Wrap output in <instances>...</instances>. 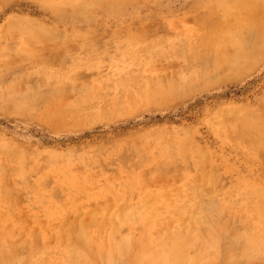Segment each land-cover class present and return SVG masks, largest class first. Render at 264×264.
Masks as SVG:
<instances>
[{"label":"rangeland","instance_id":"1","mask_svg":"<svg viewBox=\"0 0 264 264\" xmlns=\"http://www.w3.org/2000/svg\"><path fill=\"white\" fill-rule=\"evenodd\" d=\"M48 1L50 0H0V97H2L0 99V255H4L3 257L0 256V263L10 264V260L14 257L11 260L13 264L15 263L14 259L16 260L15 264L21 262V264H26V262L28 264H74V262L75 264H86L85 262H91V259L94 264H106V260L102 256L104 251L102 249L104 247L102 237H106L104 241H106L105 245H108L111 240H117L116 242H118L119 238L121 239L123 236L125 239L128 238L127 241L130 240V244H128L127 255L124 253L127 251L124 250L123 252L125 258H123V255L121 256L126 262L120 261V258L117 259V264H169V261L170 264H185L184 258H182L184 261H181L180 255L183 253L181 250L189 252L192 250L191 247H193V252L191 251L189 254L194 253L197 258L194 254L191 255L194 256V259L190 258L188 252H185L188 255L186 260L189 264H191V259L194 260L193 262L197 259V262L192 264L264 263V248H261V246H264V237L261 236L264 227L260 220L250 218L254 209L251 207V210H249L251 201L260 203L264 199V132L262 130V128L264 129V47H262L264 45V32H262L264 27L261 26L262 30L260 28V25L263 24L264 0H256V3L252 2V4H257V7H259L258 11L255 10L256 12H254L256 6L253 5V8H251L253 13H245L251 7V4L249 8H244L245 12L244 10L238 12L241 13V16L238 13L236 14L237 11H234L238 18V20L231 19L234 25L236 23L241 25L243 22V25L246 26L248 25L245 24L246 19L249 20L252 15L255 18H251L252 22L255 23H250L251 19L246 20L252 28L254 27L252 25L255 24V29L248 26V29L244 28L246 31L242 32V25L236 26V28L242 27L236 29L237 33H235L236 30L233 31V28H235L233 24L229 26V20L230 17L237 19L236 16H232L235 9L232 12L230 11L231 8L236 7L234 4L238 0H231L232 3L230 0L229 2L225 1V3L219 0L218 6L221 7L220 3L222 2V5L225 4L224 9L217 6V2H214L216 0H212V2L207 0L208 3H206V0H202V2H200L201 0H97L99 3L96 0L94 2L93 0H87L88 2H85L86 0H74V2L73 0H70L71 2L69 0H63L64 2L54 0L55 5L51 4L53 1H50V3ZM226 2L234 5V7ZM210 3L212 5L214 3V6L219 10L216 7L212 9ZM229 6L230 9L227 10ZM237 7L240 6L237 5ZM225 8L227 9L225 10ZM221 10H223V13ZM222 15L227 16L226 20L224 18L225 22L223 18L220 19V16L224 17ZM246 16H249V18ZM240 17L242 19L246 18L242 20ZM214 22H217L214 25L224 24L223 26L226 25L231 28L225 26L227 29L224 31L225 28L222 26L224 29L222 28L223 31L219 32L221 36L217 37V30L215 31V29L219 28L221 30V28L218 25L215 28L212 25ZM250 29L254 31L252 35H250L252 32ZM226 32L230 33L227 34L228 37L225 35ZM245 32L248 33L246 36ZM223 35L228 39L233 38L234 35L235 42L233 39H231L233 42L227 39L229 43L232 42L229 45ZM248 35L251 40L254 36V40L250 41ZM222 37L225 41H223V44H227L228 47L222 43L220 44L221 41L219 40H222ZM214 38H217V40L215 39L217 42L212 41ZM246 40L249 43L245 42ZM210 41L212 44L209 43ZM243 41L245 44L242 43ZM250 42L253 44H250ZM246 43L248 45L246 48H250L249 46L252 47L256 43L252 49L257 51L251 49L246 51L244 47V52H247L245 54L251 52L248 56L240 51L244 56L242 57L238 47L241 49ZM237 45L238 47H236ZM222 47L224 52L228 48L226 53H223ZM235 47L237 49L234 52ZM221 51L223 54L220 53ZM231 52L234 53L232 57L229 56ZM252 52V55L256 54V57L251 56ZM239 54L242 58L239 57ZM228 57L229 59L231 57L232 61H229ZM238 59L240 61L243 59V61L239 64ZM234 64L240 66V70L245 69L243 67L245 64L249 65L250 67L247 68L250 69L240 71L238 66L236 68ZM232 73L233 75L227 76ZM185 79H187L186 81L192 79V82H185ZM184 85L186 86L184 87ZM151 86H153L155 92L156 89L160 91L164 87L170 91L171 87L170 92L173 91L176 94L173 95V93L167 91V93L161 94V92V95L159 93L157 95L153 90H148ZM159 86H161L160 90ZM173 88L175 89L173 90ZM178 91L179 93H177ZM33 92H37V94ZM168 93L171 99H169L170 97H167L169 100L166 97L164 99L163 97ZM30 94H36V97ZM84 94L87 97H83ZM154 96L159 99L162 96L163 100L156 101V98L153 99ZM28 97L36 98L34 99L35 102ZM132 97L133 100L136 99L139 102L137 105L133 101V105L136 104L135 107L132 105L133 102L129 101ZM27 99L30 101L25 102ZM86 99L89 100L86 101ZM22 100L24 102L19 103ZM61 100H63L62 103H66L64 104L65 107ZM54 102L59 106L62 104L63 109L55 106ZM17 103H19L20 108L22 107L21 109L18 108V105L15 106ZM25 104L28 105V108H24ZM52 104H55L53 107H56L57 112ZM67 104L70 105V109ZM76 106L79 107V110L76 109ZM247 106L253 109V112ZM48 107L50 111H48ZM245 107L249 111H245ZM71 108L75 111H71ZM59 109L64 112V109H66L68 114L70 112L69 116L63 113L67 122L63 120V115L61 117L62 112ZM91 111L93 112L91 113ZM254 111H256L257 117L258 113H262V118L260 119L259 115V119H255ZM76 112L80 115H77ZM108 112L113 116L110 113L109 115ZM122 112L123 115H121ZM44 113H51L53 117H51V114L46 117ZM57 113L60 117H57ZM221 113H231V118L224 114L222 116ZM73 114L74 117H78L74 118ZM217 115L218 117H216ZM85 116H87V119H85ZM68 117L72 118L73 123L75 119V123L73 124ZM58 118H62L61 122L57 121ZM242 118H245L246 122L241 120ZM76 119L79 120L78 123H76ZM213 119L216 122L215 120L213 122ZM81 120L86 122L83 121L80 124ZM217 122L220 124H217ZM221 122L222 127H224L222 131L219 129V127L222 129ZM255 122L257 124H254ZM243 125L249 127L246 128ZM227 129L229 130L227 131ZM249 129L250 131H247ZM234 130H236V133ZM187 137L190 139L188 138L186 142ZM154 138L156 140L161 138L160 141L157 140L158 142L162 141L161 144L156 143ZM190 142L191 147L189 146ZM162 144L165 146H161ZM179 146L181 147L179 148ZM200 147L205 152H201ZM21 156L25 157L21 158ZM88 176L93 177L95 180L98 179V181L90 177L88 179ZM93 180L95 183H93ZM186 182L188 184L193 182L191 184L193 187H190L191 185L189 186ZM237 183L241 186L240 188ZM93 186L96 187L93 188ZM112 189L113 191H111ZM249 189L256 192V194L251 193ZM122 190L123 192L126 191V194ZM199 190H202L203 193ZM190 191L193 192L191 193L193 195L196 192L203 195L197 194L198 197L193 198L196 195L190 197ZM154 193V196L151 195ZM229 194H232V196ZM125 196L126 200L128 199L126 202L124 201ZM105 198L107 201H105ZM101 199L104 201L99 203L98 201ZM199 199L202 202L196 201ZM232 199H234V202ZM131 201H134V205ZM195 201L199 206L194 205ZM216 201L218 204L215 203ZM98 203L100 205L104 204L102 205L104 208L100 210ZM167 203L171 209L167 206ZM209 204L215 206L214 209ZM137 205H141L138 206L140 209ZM226 205L227 209L225 208ZM240 205L242 206L238 209ZM193 207L195 209H192ZM124 209L127 213H124ZM133 209H137L136 212L133 211V214L136 213L135 217L131 211ZM121 210L125 214H121V216H127L131 211L132 216L129 215L131 216L129 217L131 223L128 221L129 224L123 223V221L126 222L125 220L129 219L128 217L119 216L120 214L118 215ZM186 210L199 211H192V213L190 211L188 214ZM216 210L219 214L215 212ZM106 211L107 215L104 216ZM113 211H115L114 216L116 215L115 217L112 215L113 219L116 218L119 221L113 220L112 225L114 226L110 225L111 222L107 219L113 214ZM241 211L244 213H241ZM178 212L182 213L179 214ZM198 212H201L200 220L196 219L199 216L197 215ZM211 212L214 214L213 216ZM193 213L195 214L192 215ZM245 217H247V221H245ZM168 219L172 220L171 224ZM194 219L196 222H193ZM249 219L251 220L248 221ZM165 220L166 223L163 224ZM136 221H139L140 225H137ZM105 222L108 223H106L107 226L109 225V227L106 226V231H104L106 229ZM179 222L182 226L179 225ZM224 222L228 223V230L225 229L226 224L222 225ZM115 223L117 225L121 223L123 228L121 225V229L118 228L119 226H115ZM174 223H176L175 226ZM198 223L200 226L197 228ZM192 224H196V226ZM163 225H166V228ZM211 225L218 230L219 235L216 234ZM111 226L114 230L117 228L115 231L119 230L115 232L111 229L113 232L111 233ZM161 226L162 228H159ZM246 226L250 230L245 229ZM98 230L103 232L101 233ZM152 230L157 231L152 232ZM166 230V233L169 230L171 235L176 234L178 230L182 231L180 233V235L183 233L182 236L186 232L185 234L194 237L190 242H187L190 243L187 245L189 248H184V240H182L183 245L177 243L176 245L179 246L177 249L179 248L178 250L181 252L176 253L177 249L174 248L176 250L168 257L169 260L162 254L164 249L171 245L169 242L172 243L173 240L174 243L178 232L176 236L174 235L175 239L172 236L170 237L171 240L168 238L170 235L165 234ZM222 230L226 234L223 235L225 238L220 239V236L223 237ZM245 230L250 231L249 235L244 233ZM253 230L257 231L256 234L258 237L260 236V240L262 238L263 242H257L259 239L257 237L256 240L253 237L252 234L255 233ZM159 231L162 236L157 235L160 234L157 233ZM205 231L219 236V244L217 237H214L215 235L210 236L214 239L213 241ZM191 232L194 233L191 234ZM114 233L115 236H113L117 239L112 238ZM145 235L148 237V241H146L147 238L146 240L143 238ZM180 235H178V239L187 237V235H184L183 238H180ZM206 235L213 242L208 240L206 243L203 240ZM157 236H160L158 239H161L159 240L161 243L158 242V245V239L155 238ZM164 236L167 238L163 241ZM124 237L123 240H125ZM168 239L171 241L168 242ZM90 241L93 242V245ZM141 243L150 249L149 252L154 249L153 254L150 252L153 257L151 255V257L144 256L142 247L139 246ZM236 243L239 244L240 249L235 247L237 246ZM245 243H247V246ZM249 243H253V246H250ZM94 247L95 251H93ZM154 247H159L156 248V253ZM253 247L256 249L255 251L258 248L260 249L258 252H253L251 249ZM160 248L161 253L159 252ZM219 248H221V252ZM74 249L79 250V253ZM139 249L142 251H140V255L145 259L139 257ZM73 250L78 254L73 252L71 256L70 251ZM246 250L248 253H245ZM100 251L102 252L101 255ZM252 252L251 256H247ZM64 253L68 256H64ZM233 253H235V256ZM259 253L262 255H259ZM154 254L157 257H154ZM227 254L232 256L228 255L227 257ZM178 256L180 257L177 258ZM16 257L21 259L20 262ZM72 257L74 260H72ZM233 257H236L237 261H233ZM26 258L27 260H25ZM157 258H159V261H157ZM6 259H9L8 262H6ZM28 259H31V262ZM139 259L143 261L140 262ZM163 259H166L165 262H163ZM177 260L181 262L178 263Z\"/></svg>","mask_w":264,"mask_h":264},{"label":"bare ground","instance_id":"2","mask_svg":"<svg viewBox=\"0 0 264 264\" xmlns=\"http://www.w3.org/2000/svg\"><path fill=\"white\" fill-rule=\"evenodd\" d=\"M43 1H44V0H43ZM45 1H46V0H45ZM50 1H53V3H51V4H54V3H55L54 0H50ZM50 1H48V3H50ZM62 1H63V0H62ZM67 1H68V0H67ZM81 1H82V0H81ZM81 1H80V3H81ZM90 1H91V0H90ZM96 1H97V0H96ZM204 1H205V0H204ZM204 1H203V2H204ZM208 1H209V0H208ZM213 1H214V0H213ZM221 1H223L224 3H225V1H228V2H229V0H221ZM230 1H231V0H230ZM232 1H235V0H232ZM232 1H231V3H232ZM236 1H237V0H236ZM260 1H261V0H260ZM57 2H58V1H57ZM59 2H60V1H59ZM59 2H58V3H59ZM63 2H64V1H63ZM65 2H66V1H65ZM69 2H71V1L69 0ZM73 2H74V0H73ZM85 2H88V1L86 0ZM93 2H94V0H93ZM97 2H98V1H97ZM97 2H96V3H97ZM153 2H154V1H153ZM200 2H202V0H201ZM211 2H212V0H211ZM214 2H215V3L217 2V6L219 5V3H218L219 0H218V1L216 0V1H214ZM228 2H226V3L229 5L230 3H228ZM252 2H255V3H256V0H238L237 3H235L234 5H236V7H237V5H239L240 7H239V8L237 7V9H236V7H234V5H231V4H230L231 7H232V6L234 7V8H231V11H230V12H232L233 9H235V10H233V13H234V11H235V12L237 11L236 14H237L238 12H241V10H242V11L244 10V12H245V9H244V8H246V7L249 8V7L251 6L248 10L246 9L247 11H246L245 13H248V14L253 13V11H252L253 9L251 10V8H253V5H254V7H255V6L257 7V4H256V5H255V4H252ZM258 2H259V1H258ZM258 2H257V3H258ZM67 3H68V2H67ZM77 3H79V2H77ZM98 3H99V2H98ZM151 3H152V2H151ZM206 3H208L207 0H206ZM244 3H245L246 6L244 5ZM60 4H61V3H60ZM60 4L58 5V7L60 6ZM84 4H85V3H84ZM84 4H82L83 7H85ZM220 4H221V7H220V6H218V7L221 8V9H222V8L224 9V5H225V4L222 5V2H221ZM227 4H226V6L228 7ZM250 4H251V5H250ZM54 5H55V4H54ZM72 5H74V4L72 3ZM95 5H96V4H95ZM208 5H209V4H208ZM210 5H211L210 7H212V9H214V7H216V6H214V3H213V5L210 3ZM249 5H250V6H249ZM80 6H81V5H80ZM82 6H81V7H82ZM222 6H223V7H222ZM83 7H82V8H83ZM256 7H255V9H254V12L258 11V8H259V7H257V8H256ZM52 8H53V7H52ZM84 9H85V8H84ZM208 9H209V8H208ZM216 9H218V8L216 7ZM226 9H227V8H225V10H226ZM229 9H230V6H229V8H228L227 10H229ZM256 9H257V10H256ZM209 10H211V9H209ZM218 10H219V9H218ZM249 10H251V11H249ZM255 10H256V11H255ZM221 12L223 13V10H221ZM224 12H227V11H224ZM230 12L228 11L227 13H229V14H233V13H230ZM208 13H209V12H208ZM214 13H215V12H214ZM222 13H221V14H222ZM225 14H226V13H225ZM238 14H240V16H241V13H238ZM259 14H260V13H259ZM246 15H247V14H246ZM257 15H258V14H257ZM222 16H224V17H221V16H220V19L223 18V20H224V18H225V20H226V17H227V16H225V15H222ZM232 16H236V18H237V15H235V13H234V15H232ZM238 16H239V15H238ZM253 16H254V15H252L251 18H252ZM208 17H209V15H208ZM211 17H212V16H211ZM242 17H243V16H242ZM246 17H247V16H246ZM246 17H244L243 19L245 20ZM259 17H260V16H259ZM234 18H235V17H233V18L230 17V20H229L230 24H229V26H232L231 24H233V21H231V19H232V20H238V18H237V19H234ZM240 18H241V17H240ZM240 18H239V19H240ZM247 18H249V16H248ZM251 18H249V20H250ZM253 18H254V17H253ZM256 18H257V17H256ZM207 19H208V18H207ZM217 19H218V18H217ZM220 19H219V20H220ZM241 19H242V18H241ZM243 19H242V20H243ZM254 19H255V18H254ZM254 19H253V21H255ZM258 19H260V18H258ZM219 20H218V21H219ZM225 20H224V22H225ZM246 20H247V19H246ZM246 20H245V24H246V23L248 24V25H246L247 27H246L245 25H243V22L241 23V25H242V27H243V30H241L242 32H244V30H245L244 28H247V29H248V26H249V28H252V27H250V25H251L250 23H255V22H252V19L250 20V21H251L250 23L246 22ZM249 20H247V21H249ZM221 21H222V20H221ZM221 21H220V22H221ZM262 21H263V24H264V11H263V16H262ZM224 22H223V23H224ZM229 22H228V23H229ZM234 22H235V21H234ZM238 22H239V21H238ZM216 23H217V22H216ZM216 23L214 22L212 25H214V24H216ZM196 24H197V23H196ZM236 24H237V25H236ZM236 24H235V25L233 24V25L235 26V28L232 27L234 32H235L236 29L238 30V29L242 28V27L236 28V26H241L240 23H236ZM238 24H239V25H238ZM263 24L260 25V28H261V26L264 27ZM217 25H218V24H217ZM217 25H214L215 28H216ZM223 25H224V24H222V25H218V27L220 26L221 30H219V28L215 29V31L217 30V32H216L217 37H220V36H221V35H219V34L221 33V31H223L222 28H223V27L225 28V26H226V25H225V26H223ZM214 26H212V27H214ZM222 26H223V27H222ZM229 26H226V27L228 28ZM252 26L255 27V24H253ZM254 27H253V28H254ZM181 28H182V27H181ZM224 28H223V29H224ZM227 28H225L224 31H226ZM229 28H231V27H229ZM253 28H252V29H253ZM211 29H212V28H211ZM254 29H255V28H254ZM212 30H213V29H212ZM218 30H219V31H218ZM229 30L231 31L232 29H229ZM229 30H228V31H229ZM237 30H236L235 33H237ZM250 30H251V29H250ZM250 30H249V31H250ZM261 30H262V28H261ZM206 31H207V29H206ZM213 31H214V30H213ZM230 31H229V32H230ZM241 31L239 30V32H241ZM245 31H246V30H245ZM247 31H248V30H247ZM251 31H252V30H251ZM219 32H220V33H219ZM253 32H254V31H252L251 33L249 32L250 35H252ZM262 32H264V31H262ZM205 33H206V32H205ZM217 33H218V34H217ZM181 34H182V33H181ZM200 34H201V33H200ZM227 34H228V33L226 32L225 35H227ZM229 34H230V33H229ZM229 34H228V35H229ZM246 34H248V33L245 32V36H246ZM260 34H261V32H260ZM228 35H227V37H228ZM231 35H232V34H231ZM176 36H177V35H176ZM223 36H224V35H223ZM236 36H237V34H236ZM238 36H242V35H238ZM243 36H244V35H243ZM248 36H249V35H248ZM261 36H262V35H261ZM209 37H210V36H209ZM224 37H225V36H224ZM224 37H222V40H221V39H220V40L218 39L219 41H221L220 44H221V43L223 44V41H224L223 38H224ZM229 37H230V36H229ZM249 37H250V36H249ZM249 37H248V38H249ZM211 38H213V37H211ZM233 38H234V35H233ZM233 38L230 37V39H228V38L225 37V41H227V39H228V40H231V39H233ZM238 38H239V37H238ZM240 38H241V37H240ZM243 38H244V37H243ZM263 38H264V37H263ZM209 39H210V38H209ZM215 39L217 40V38H214L212 41H214ZM244 39H247V38L245 37ZM249 39H250V41H253V40H254V36H253V40H251V37H250ZM249 39H248V40H249ZM196 40H197V38H196ZM216 40H215V41H216ZM233 40H234V39H233ZM242 40H243V39H242ZM248 40H246L245 42H248ZM263 40H264V39H263ZM263 40H262V41H263ZM207 41H208V40H207ZM225 41H224V42H225ZM231 41H232V40H231ZM181 42H182V41H181ZM181 42H180V43H181ZM196 42H197V41H196ZM216 42H217V41H216ZM232 42H233V41H232ZM232 42L229 43V41H227L226 43H228L229 45H231ZM234 42H235V40H234ZM245 42L243 41L242 43L245 44ZM180 43H179V44H180ZM191 43H192V42H191ZM193 43H194V42H193ZM209 43L212 44L211 41H210ZM213 43H214V42H213ZM248 43H249V42H248ZM200 44H201V43H200ZM250 44H253V43L250 42ZM177 45H178V44H177ZM214 45H215V44H214ZM217 45H218V44H217ZM223 45L226 46L227 44H223ZM246 45H247V43H246ZM246 45H244L243 47H241V49H240V47H238V45H237L236 47H238V48L240 49V50L238 49L239 52H240V51H243V52H242L243 54H245V52L247 51V49H248V51H249V49H251V50H255V49H252V47H253L254 45H256V43H255L252 47L249 46L250 48H246V47H248V45H247V46H246ZM179 46H180V45H179ZM220 46H221V45H220ZM190 47H191V46H190ZM207 47H208V46H207ZM207 47H206V48H207ZM215 47H217V46H215ZM223 47H224V46H223ZM223 47H222V48H223ZM226 47H228V46H226ZM226 47H225V48H226ZM232 47H234V45H232ZM236 47H235V49H234V52H235V50L237 49ZM244 47L246 48V51H245V52H244V50H245ZM260 47H261V45H260ZM262 47H264V45H263ZM191 48H192V47H191ZM184 49H185V47H184ZM227 49H228V48H226V50H227ZM232 49H233V48H232ZM243 49H244V50H243ZM263 49H264V48H263ZM140 50H141V49H140ZM192 50H194V49H192ZM223 50H224V48L222 49V51H223ZM226 50H225V52L223 51V53H226ZM222 51H221L220 53H222ZM231 51H232V50H231ZM255 51H257V50H255ZM229 52H230V51H229ZM232 52H233V51H232ZM232 52H231V55H230V53H229V56H231V57H232V55H234V53H232ZM250 52H251V51H250ZM250 52H249V53H250ZM261 52H262V51H261ZM223 53H222V54H223ZM240 53H241V52H240ZM242 53H241V54H242ZM246 53H247V52H246ZM249 53H248V54H245V55H248V56H249V55H250ZM263 53H264V51H263ZM137 54H138V53H137ZM236 54H237V53H236ZM236 54H235V55H236ZM243 54H242V57H244ZM252 54H253V52L251 53V56H252V57H254V56L256 57V54H255V53H254V54H255L254 56H253ZM227 55H228V54H227ZM222 56H223V55H222ZM222 56H221V57H222ZM223 57H224V56H223ZM226 57H227V56H226ZM226 57H225V58H226ZM231 57H230V59H229V57H228V60H229V61L231 60ZM237 57H238V54H237ZM237 57H236V58H237ZM239 57L242 58V57L240 56V54H239ZM245 57H246V56H245ZM259 57H260V55H259ZM219 59H220V58H219ZM243 59H246V58H243ZM243 59H242V61H243ZM224 60H226V59H224ZM228 60H226V61L228 62ZM233 60H234V58H233ZM238 60H239V59H238ZM246 60H247V59H246ZM246 60H245V61H246ZM251 60H252V59H251ZM226 61H225V62H226ZM231 61H232V60H231ZM236 61H237V60H236ZM236 61H235V62H236ZM242 61L239 60V64H240V62H242ZM218 63H219V62H218ZM230 63H231V62H230ZM230 63H229V64H230ZM246 63H247V62H246ZM229 64H228V65H229ZM234 65H235V64H234ZM229 66H230V65H229ZM237 66H238V65H235L236 68H237ZM248 66H249V65H246V64L243 65V67H245V69H250V68H247ZM233 67H234V66H233ZM235 67H234V68H235ZM243 67L241 66V68H243ZM249 67H250V66H249ZM222 68H223V67H222ZM222 68H221V69H222ZM228 68H229V67H228ZM238 68H239V70H240V66H238ZM245 69H243V70L241 69L240 71H244ZM217 70H218V69H217ZM233 70H234V69H233ZM213 71H214V70H213ZM221 71H222V70H221ZM217 73H218V72H217ZM224 73H225V71H224ZM229 75H233V73H232V74H228L227 76H229ZM191 76H192V75H191ZM186 80H187V79H185V82H188V83L192 82V79H191V80H188V81H186ZM181 84H182V83H181ZM184 84H185V83H184ZM204 84H205V83H204ZM161 85H163V84H161ZM167 85H168V84H167ZM169 85H170V83H169ZM171 85H172V84H171ZM200 85H201V84H200ZM149 86H150V85H149ZM165 86H166V85H165ZM175 86H176V85H175ZM182 86H183V84H182ZM185 86H186V85H184V87H185ZM144 87H145V86H144ZM152 87H153V86H151V88L149 87L150 89L148 88V90H150V91L153 90V91H154V89H153ZM166 87H167V86H166ZM169 87H170V86H169ZM169 87H168V88H169ZM172 87H173V86H172ZM176 87L178 88V86H176ZM155 88H157V87H155ZM158 88H159V90H160V89H161V86H159ZM168 88H167V89H168ZM198 88H200V87H198ZM174 89H175V88H173V90H174ZM13 90H15V89H13ZM156 90H157V91H156V92L154 91V92L157 93V95H158V93L160 94V93L162 92L161 94H164V93H167V91H168V90L165 89V87H164V89H161L160 91H158V89H156ZM169 90L171 91V87H170ZM181 90H183V89H181ZM82 91H83V90H82ZM139 91H140V90H139ZM139 91H138V92H139ZM143 91H145V90H143ZM153 91H152V93H153ZM170 91H168V92L172 94L173 91H172V92H170ZM175 91H177V90H175ZM13 92H15V91H13ZM180 92H182V91H180ZM33 93H36V94H37V92H33ZM79 93H80V92H79ZM79 93H78V95H79ZM148 93H149V92H148ZM150 93H151V92H150ZM155 93H154V94H155ZM169 93H168V95L165 94V96H164L163 98L165 99V97H166V98H167V97H170L169 99H171V96L169 95ZM177 93H179V91H178ZM36 94H34V95H31V94H30V95L33 96V97H36V96H35ZM91 94H92V93H91ZM91 94H90V95H91ZM137 94H138V93H137ZM140 94H141V91H140ZM142 94H143V93H142ZM144 94H145V93H144ZM144 94H143V95H144ZM161 94H160V95H161ZM175 94H176V93H175ZM175 94L173 93V95H175ZM78 95H77V96H78ZM90 95H88V96H90ZM157 95L155 94V96H157ZM160 95H159V97H160ZM77 96H76V97H77ZM84 96H86V95L84 94L83 97H84ZM97 96H98V94H97ZM149 96L151 97V95H149ZM155 96H154L153 99L156 98V101H160V99H161V101L163 100V99H162V96H161L160 99L157 98L158 96H157V97H155ZM33 97H28V98H30V99L32 98V101L35 102L34 99H36V98H33ZM57 97H58V96H57ZM79 97H81V96H79ZM86 97H87V96H86ZM86 97H85V98H86ZM150 97H149V98H150ZM172 97H173V96H172ZM174 97H175V96H174ZM174 97H173V98H174ZM178 97H179V96H178ZM1 98H2V97H0V99H1ZM58 98H59V97H58ZM58 98L56 99V101L58 100ZM89 98H90V97H89ZM93 98H94V97H93ZM134 98H135V97H134ZM94 99H95V98H94ZM127 99H128V98H127ZM141 99H142V98H141ZM150 99H151V98H150ZM150 99H149V100H150ZM157 99H158V100H157ZM169 99L167 98V100H169ZM5 100H6V99H5ZM88 100H89V99H88ZM88 100L86 99V101H88ZM137 100H138V99H137ZM167 100H166V101H167ZM2 101H3V99H2ZM29 101H30V100L27 99V101H25V102H29ZM76 101H77V100H76ZM94 101H95V100H94ZM98 101H99V100H98ZM98 101H96V102H98ZM121 101H122V99H121ZM129 101H130L131 103L134 101V102H136L137 105L139 104V102H137L136 99L133 100V97H132V99L129 100ZM142 101H143V100H142ZM151 101H152V99H151ZM5 102H8V101H5ZM20 102H24V100L19 101V103H20ZM33 102H32V103H33ZM62 102H63V100H61V103H62ZM89 102H90V101H89ZM134 102L132 103V105L134 104ZM1 103H2V102H1ZM19 103L15 104V106L18 105V108L21 109L22 107L20 108ZM52 103H53V102H52ZM54 103H55V102H54ZM61 103H60V104H61ZM67 103H68V102H67ZM73 103H74V102H73ZM141 103H142V102H141ZM150 103H151V102H150ZM50 104H51V103H50ZM55 104H56V103H55ZM55 104H52V107H53V105H55ZM62 104H63V106L65 107L64 104H66V103L64 102V103H62ZM62 104H61L60 106L56 104L55 106L61 107ZM136 104H135V106H136ZM22 105H23V103H22ZM22 105H21V106H22ZM33 105H34V103H33ZM67 105H68V108L70 109V107H69L70 105H69V104H67ZM67 105H66V106H67ZM71 105H73V104H71ZM74 105H75V104H74ZM86 105H87V104H86ZM118 105H119V104H118ZM118 105H117V106H118ZM130 105H131V104H130ZM48 106H51V105H48ZM55 106L53 107L54 109L56 108ZM105 106H106V105H105ZM119 106H120V105H119ZM133 106H134V105H133ZM135 106H134V107H135ZM140 106H141V105H140ZM149 106H150V105H149ZM5 107H6V106H5ZM52 107H51V108H52ZM58 107H57V109H58ZM76 107H77V106H76ZM76 107H74V108H76ZM92 107H93V105H92ZM92 107H91V108H92ZM94 107H95V106H94ZM96 107H97V106H96ZM106 107H107V106H106ZM122 107H123V106H122ZM131 107H132V106H131ZM134 107H132V108L134 109ZM233 107H234V106H233ZM247 107H249V106H247ZM1 108H2V107H1ZM24 108H28V105L25 104ZM24 108H23V109H24ZM48 108H49V107H48ZM74 108H73V109H74ZM78 108H79V107H77L76 109H78ZM120 108H121V107H120ZM229 108H230V107H229ZM238 108H239V107H238ZM249 108H250V107H249ZM29 109H31V108H29ZM61 109H63V107H61ZM133 109H132V110H133ZM224 109H225V107H224ZM243 109H244V108H243ZM250 109H251V108H250ZM11 110H13V109H11ZM59 110H60V109H59ZM64 110H65V112H64L63 110H60V111L62 112V114L60 113V114H61V117H62L63 113H65V115L67 114V116H69L70 112H69V114H68V113H66V109H64ZM67 110H68V109H67ZM78 110H79V109H78ZM86 110H87V109H86ZM122 110H124V109H122ZM218 110H219V109H218ZM226 110H227V108H226ZM233 110H234V109H233ZM233 110H232V112H233ZM236 110H237V109H236ZM252 110H253V109H251L250 111L253 112ZM256 110L258 111L259 109H256ZM22 111H23V110H22ZM44 111H46V110H44ZM48 111H50V108H49ZM48 111H46V112H48ZM55 111H56V109H55ZM60 111H58V112H60ZM71 111H75V110H72V108H71ZM109 111H111V110L109 109ZM120 111H121V109H120ZM221 111H223V112L225 113L224 110L221 109ZM229 111H230V110H229ZM245 111H249L248 108L246 109V107H245ZM245 111H242V112H245ZM9 112H10V111H9ZM56 112H57V111H56ZM56 112H55V113H56ZM67 112H68V111H67ZM81 112H82V111H81ZM81 112H80V113H81ZM92 112H93V111H91V113H92ZM103 112H104V111H103ZM123 112H124V111H123ZM123 112L121 113V115H123ZM215 112H216V111H215ZM19 113H20V112H19ZM26 113H27V112H26ZM71 113H72V112H71ZM101 113H102V112H101ZM104 113H107V112L105 111ZM109 113H110V112H108V114H109ZM224 113H221L220 115H222V114H224ZM238 113H240V112H238ZM255 113H256V111H254V115L256 116ZM28 114H29V113H28ZM44 114H45V113H44ZM48 114H49V116H50L51 113H48ZM48 114H45L46 117H48V116H47ZM76 114L78 115L79 113L76 112ZM76 114H75V116H77ZM87 114H88V113H87ZM87 114H86V115H87ZM102 114H103V113H102ZM110 114H111V113H110ZM110 114H109V115H110ZM112 114H113V111H112ZM112 114H111V116H113ZM217 114H218V113H217ZM228 114H229V113H228ZM228 114H224V115H225V116H229V117L231 118V116H230L231 113H230L229 115H228ZM258 114L260 115V119H261V118H262V115H261L262 113H258ZM258 114H257V115H258ZM51 115H52V114H51ZM54 115H55V114H54ZM79 115H80V114H79ZM94 115H95V112H94ZM220 115H219V116H220ZM243 115L245 116V114H243ZM259 115H258V117L256 116L255 119H257V118L259 119ZM20 116H21V115H20ZM22 116H23V115H22ZM222 116H223V115H222ZM222 116H221V117H222ZM246 116H247V115H246ZM51 117H53V115H52ZM57 117H60L58 113H57ZM71 117H72V114H71ZM73 117H74V114H73ZM77 117H78V116H77ZM77 117H74V118H77ZM86 117H87V116H85V119H87ZM88 117H89V116H88ZM92 117H93V116H92ZM101 117H102V116H101ZM104 117H105V116H104ZM104 117H103V118H104ZM216 117H218V115H217ZM253 117H254V116H253ZM62 118H64V115H63ZM62 118H61V119H62ZM74 118H73V119H74ZM80 118H81V116H80ZM80 118H79V119H80ZM83 118H84V117H83ZM212 118H214V117H212ZM222 118H223V117H222ZM247 118H249V117H247ZM250 118H252V117H250ZM43 119H44V118H43ZM46 119H47V118H46ZM53 119H54V118H53ZM58 119H59V118H58ZM61 119H59V120H57V121H60V122H61ZM68 119L71 121L72 118H69V117H68ZM88 119H89V118H88ZM94 119H95V118H94ZM107 119H109V118L107 117ZM215 119H216V118H215ZM215 119H213V122H214ZM232 119H233V116H232ZM232 119H231V120H232ZM236 119H237V118H236ZM244 119H245V118H244ZM244 119L242 118L241 120H244ZM255 119L252 118V120H255ZM63 120H65V118H64ZM210 120H211V119H210ZM210 120H209V121H210ZM227 120H228V119H227ZM239 120H240V119H239ZM249 120H251V119H249ZM249 120H247V121H249ZM252 120H251V122L253 123ZM263 120H264V119H263ZM46 121H47V120H46ZM70 121H69V122H70ZM76 121H77V119H76ZM78 121H79V120H78ZM78 121H77L76 123H78ZM83 121L86 122L85 120H81V121H80V124H81ZM88 121H89V120H88ZM88 121H87V123H88ZM94 121H95V120H94ZM217 121H218V120H217ZM234 121H235V120H234ZM234 121H233V126L235 127V123H234ZM237 121H238V119H237ZM244 121H245V120H244ZM47 122H48V121H47ZM54 122H56V121H54ZM65 122H67V121L65 120ZM71 122H72V121H71ZM90 122H91V121H90ZM92 122H93V121H92ZM215 122H216V120H215ZM222 122H223V121H222ZM222 122H221V127H222ZM245 122H246V121H245ZM257 122H258V121H257ZM48 123H49V122H48ZM50 123H51V122H50ZM72 123H73V122H72ZM74 123H75V119H74ZM74 123H73V124H74ZM209 123H211V122H209ZM238 123H239V122H238ZM258 123L260 124V122H258ZM51 124H53V123H51ZM57 124H58V123H57ZM62 124H63V123H62ZM80 124H79V125H80ZM217 124H220V123L217 122ZM250 124H251V123H250ZM250 124H249V125H250ZM254 124H257V123L255 122ZM254 124H252V125L254 126ZM76 125H77V124H76ZM214 125H215V124H214ZM225 125H226V123H225ZM261 125H262V123H261ZM226 126H227V125H226ZM228 126H231V125H228ZM243 126L245 127L246 125H243ZM243 126H242V127H243ZM253 126H251V127L253 128ZM259 126H260V125H259ZM259 126H258V127H259ZM263 126H264V125H263ZM231 127H232V126H231ZM234 127H233V129H234ZM244 127H243V129H245ZM248 127H249V126H246V128H248ZM256 127H257V126H256ZM223 128H224V127H222V129H221V128L219 127V129H220L221 131L223 130ZM237 128H240V127H237ZM219 129H218V130H219ZM231 129H232V128H231ZM231 129H230V131H231ZM233 129H232V132H233ZM228 130H229V129H227V131H228ZM251 130H252V129H251ZM262 130H263V132H264V129H263V128H262ZM230 131H229V133H230ZM235 131H236V130H234V132H235ZM240 131H241V129H240ZM244 131H245V130H244ZM247 131H250V129L247 130ZM254 131H255V130H254ZM219 132H220V131H219ZM260 132H261V131H260ZM224 133H225V132H224ZM224 133H222V134H224ZM235 133H236V132H235ZM220 134H221V133H220ZM224 135H225V134H224ZM235 135H236V134H235ZM254 135H256V134H254ZM157 136L162 137V136H160V135H157ZM187 136H188V135H187ZM228 136H229V135H228ZM259 136H260V135H259ZM239 137H240V136H239ZM255 137H256V136H255ZM188 138H189V137L186 138V142H187V139H188ZM159 139H161V138H157V140H159ZM162 139H163V138H162ZM189 139H190V138H189ZM235 139H236V138H235ZM154 140L156 141V143L158 142L155 138H154ZM154 140H153V142H155ZM192 140H195V139H192ZM240 140H241V139H240ZM258 140H259V139H258ZM159 141H160V140H159ZM189 141H190V140H189ZM189 141H188V142H189ZM161 142H162V141H161ZM161 142H158V144H159V143L161 144ZM163 142H164V139H163ZM186 142H185V143H186ZM245 142H246V141H245ZM153 144L156 145L155 143H153ZM164 144H165V143H164ZM186 144L188 145V143H186ZM186 144H185V145H186ZM185 145H184V146H185ZM8 146H9V145H8ZM161 146H163V144H162ZM164 146H165V145H164ZM164 146H163V147H164ZM167 146H168V145H167ZM189 146L191 147V142L189 143ZM192 146H193V145H192ZM159 147H160V146H159ZM163 147H161V148H163ZM180 147H181V146H179V148H180ZM186 147H188V146H186ZM190 147H189V148H190ZM247 147H248V146H247ZM156 148H157V147H156ZM248 148H249V147H248ZM164 149H165V148H164ZM5 150H6V149H5ZM5 150H3V151H5ZM15 150H16V149H15ZM168 150H169V149H168ZM168 150H166V151L168 152ZM180 150H181V149H180ZM200 150H201V147H200ZM7 151H8V150H7ZM12 151H13V148H12ZM190 151H191V150H190ZM195 151H196V150H195ZM202 151L205 152V150H201V152H202ZM5 152H6V151H5ZM161 152H162V151H161ZM12 153H13V152H12ZM14 153L16 154V152H14ZM27 153H28V152H27ZM163 153H164V152H163ZM168 153H169V152H168ZM184 153H185V152H184ZM6 154H8V153H6ZM176 154H177V153H176ZM10 155H12V154H10ZM27 155H28V154H27ZM27 155H25V156H27ZM164 155H165V153H164ZM18 156H19V155H18ZM25 156H24V157H25ZM165 156H167V155H165ZM169 156H170V155H169ZM169 156H168V157H169ZM2 157H3V156H2ZM2 157H1V159H3ZM11 157H12V156H11ZM11 157H10V158H11ZM16 157H17V156H16ZM24 157L21 156V158H24ZM185 157H186V156H185ZM18 158H19V157H18ZM27 159H28V158H27ZM9 160H10V159H9ZM13 160L15 161V158H14ZM14 161H13V162H14ZM24 161H25V159H24ZM165 161H166V159H165ZM8 162H9V161H8ZM16 162H18V161H16ZM167 162H168V161H167ZM1 163H2V161H1ZM8 166H9V164H8ZM13 166H14V165H13ZM3 167H4V166H3ZM22 167H23V165H22ZM4 168H5V167H4ZM7 168H8V167H7ZM24 168H25V167H24ZM38 168H39V167H38ZM198 168H199V167H198ZM19 170H21V169H19ZM13 171H14V170H13ZM204 171H205V170H204ZM23 172H24V171H23ZM18 173H19V172H18ZM77 174H78V173H77ZM197 174H198V173H197ZM86 175H87V174L85 173V176H86ZM85 176H83V177H85ZM90 176H93V175H90ZM90 176H88V179H89ZM79 177H80V176H79ZM83 177H81V178L83 179ZM93 177H95V176H93ZM93 177H90V178H93ZM195 177H196V175H195ZM81 178H79V179H81ZM86 178H87V177H86ZM95 178H96V177H95ZM76 179H77V178H76ZM93 179H94V178H93ZM248 179H249V178H248ZM77 180H78V179H77ZM90 180H91V179H90ZM94 180H95V179H94ZM94 180H93V183H95ZM96 180L98 181V179H96ZM96 180H95V181H96ZM210 180H211V179H210ZM246 180H247V179H246ZM246 180H245V181H246ZM248 181H249V180H248ZM251 181H254V180H251ZM251 181H250V182H251ZM240 182H241V181H240ZM240 182H239V183H240ZM186 183L188 184V182H186ZM192 183H193V182H192ZM192 183L190 182V184H188V185L190 186ZM197 183H198V182H197ZM216 183H217V182H216ZM241 183H242V182H241ZM244 183H245V182H244ZM244 183H243V184H244ZM136 184H137V183H136ZM237 184H238V183H237ZM247 184H248V183H247ZM235 185H236V184H235ZM235 185H234V186H235ZM238 185H239V184H238ZM260 185H261V184H260ZM89 186H90V185H89ZM135 186H136V185H135ZM257 186H258V185H257ZM257 186H255V187L257 188ZM86 187H87V186H86ZM95 187H96V186H93V188H95ZM138 187H139V186H138ZM190 187H193V186L191 185ZM196 187H197V186H196ZM235 187H236V186H235ZM238 187L240 188L241 186L239 185ZM258 187H259V186H258ZM132 188H133V187H132ZM134 188H135V187H134ZM101 189H102V188H101ZM126 189H127V188H126ZM192 189H195V188H192ZM210 189H211V188H210ZM260 189H261V187H260ZM89 190H90V189H89ZM94 190H95V189H94ZM103 190H104V189H103ZM123 190H124V189H123ZM123 190H122V192H123ZM131 190H132V189H131ZM149 190H150V189H149ZM190 190H191V189H190ZM253 190H254V189H253ZM111 191H113V189H112ZM127 191H129V190L127 189ZM132 191H134V190H132ZM153 191H154V190H153ZM200 191L203 193L202 190H199V192H200ZM237 191H238V190H237ZM247 191H248V190H247ZM249 191H251V189H249ZM256 191H257V190H256ZM263 191H264V188H263ZM101 192H102V191H101ZM101 192H100V193H101ZM114 192H115V191H114ZM114 192H113V194H114ZM124 192H125V194H126V191H124ZM124 192H123V193H124ZM195 192H196V191H195ZM199 192H198V193H199ZM209 192H210V191H209ZM253 192H254V191H251V193H253ZM117 193H118V192H117ZM130 193H131V192H130ZM148 193H149V192H148ZM191 193H193V192H192V191L189 192L190 197H191V196H195V195H196V196L193 197V198L198 197V196H197V194H198L197 192H196V194L194 193L195 195H193V194H191ZM202 193H201V194H202ZM205 193H207V192H205ZM205 193H204V195H205ZM239 193H240V192H239ZM241 193H242V191H241ZM254 193L256 194V192H254ZM131 194H132V193H131ZM201 194H198V195L202 196L203 194H202V195H201ZM207 194H208V193H207ZM232 194H234V193L232 192ZM232 194H231V195L229 194V195L232 196ZM247 194H248V193H247ZM258 194H259V193H258ZM101 195H102V194H101ZM110 195H112V194H110ZM129 195H130V194H129ZM129 195H128V196H129ZM146 195H147V194H146ZM151 195L154 196L155 193H154V194H151ZM214 195H215V194H214ZM227 195H228V194H227ZM227 195H226V197H227ZM242 195H243V194H242ZM248 195H249V194H248ZM114 196H115V194H114ZM126 196H127V195H126ZM126 196H125V199H124L125 202L128 200V199L126 200ZM153 196H150V197H153ZM160 196H161V195H160ZM217 196H218V195H217ZM233 196H234V195H233ZM235 196H236V195H235ZM245 196H246V195H245ZM253 196H254V195H253ZM108 197H111V196H108ZM108 197H106V198H108ZM129 197H130V196H129ZM150 197H148V198H150ZM214 197H215V196H214ZM226 197H225V198H226ZM228 197H229V196H228ZM242 197H243V196H242ZM246 197H247V196H246ZM256 197H257V196H256ZM106 198H105V201H107ZM143 198H144V197H143ZM148 198H147V199H148ZM154 198H155V197H154ZM217 198H218V197H217ZM217 198H216V199H217ZM229 198H230V197H229ZM147 199H146V200H147ZM152 199H153V198H152ZM173 199H174V198H173ZM214 199H215V198H214ZM235 199H236V198H235ZM237 199H238V197H237ZM240 199H241V198H240ZM108 200H109V199H108ZM166 200H167V199H166ZM177 200H178V199H177ZM232 200H233V202H234V199H232ZM238 200H239V199H238ZM238 200H237V201H238ZM252 200H253V199H252ZM100 201H104V200L101 199V200H99L98 202L100 203ZM109 201H110V200H109ZM109 201H108V202H109ZM111 201H113V200H111ZM117 201H118V200H117ZM124 201H123V202H124ZM150 201H151V200H150ZM158 201H159V200H158ZM172 201H173V200H172ZM172 201H171V202H172ZM174 201H175V199H174ZM196 201H197V202H198V201L202 202L201 199L196 200ZM196 201H195V202H196ZM217 201H218V200H217ZM217 201H216L215 203H217ZM256 201H258V200H256ZM259 201H260V200H259ZM108 202H107V203H108ZM131 202H132V201H131ZM131 202H130V203L127 202V203H128V204H132V203H133V205H134V201H133L132 203H131ZM137 202H139V201H137ZM148 202H149V201H148ZM152 202H155V201H152ZM165 202H166V201H165ZM169 202H170V201H169ZM197 202H196L194 205H196ZM200 202H199V203H200ZM99 203H98V204H99ZM112 203H113V202H112ZM119 203H121V202H119ZM145 203H146V202H145ZM159 203H160V202H159ZM172 203H173V202H172ZM175 203H176V202H175ZM190 203H191V202H190ZM225 203H226V202H225ZM239 203L241 204L242 202H239ZM239 203H238V204H239ZM128 204H126V205H128ZM150 204H151V203H150ZM177 204H178V203H177ZM185 204H186V203H185ZM185 204H184V205H185ZM200 204H201V203H200ZM213 204H214V203H213ZM217 204H218V203H217ZM222 204H223V203H222ZM234 204H235V203H234ZM243 204H244V203H243ZM243 204H242V205H243ZM102 205H104V204H102ZM102 205L99 204V209H100V210L104 208V206H102ZM113 205H114V203H113ZM118 205H119V204H118ZM118 205H117V207H118ZM133 205H132V208H133ZM186 205H187V204H186ZM186 205H185V206H186ZM197 205H198V204H197ZM209 205H212V204H209ZM214 205H216V204H214ZM224 205H225V204H224ZM242 205H240L238 209H240ZM249 205H250V209H249V210H251V207L254 209V210H253V214L251 215L250 218H252V219H256V220H260V221L262 222L263 227H264V199H263L262 201H260V203H257V202H253V201H251V203H250ZM129 206H130V205H129ZM138 206L140 207L141 205H137V207H138ZM145 206H146V204H145ZM150 206H152V205H150ZM150 206H149V208H150ZM153 206H154V205H153ZM153 206H152V207H153ZM163 206H164V205H163ZM167 206H168V203H167ZM171 206H172V205H171ZM181 206H182V205H181ZM198 206H199V205H198ZM237 206H238V205H237ZM100 207H101V208H100ZM120 207H121V204H120ZM122 207H123V206H122ZM127 207H128V206H127ZM127 207H126V208H127ZM139 207H138V208H139ZM146 207H148V205H147ZM152 207H151V208H152ZM168 207L170 208V206H168ZM190 207H191V206H190ZM195 207H196V206H195ZM214 207H215V206H213V205L211 206L212 209H214ZM220 207H221V206H220ZM118 208H119V207H118ZM134 208H135V207H134ZM143 208H144V207H143ZM157 208H158V207H157ZM174 208H175V206H174ZM179 208H180V207H179ZM188 208H189V205H188ZM222 208H223V207H222ZM225 208L227 209V205H226ZM225 208H223V209L225 210ZM139 209H140V208H139ZM139 209H138V210H139ZM170 209H171V208H170ZM184 209H185V208H184ZM192 209H195V208L193 207ZM215 209H218V208H215ZM223 209H222V211H224ZM247 209H248V208H247ZM14 210H15V209H14ZM114 210H115V209H114ZM136 210H137V209H136ZM136 210H134V209L131 210V211H132V214H133L134 212H136ZM143 210H145V209H143ZM147 210H148V209H147ZM147 210H146V211H147ZM163 210H164V209H163ZM163 210H162V211H163ZM166 210H167V209H166ZM173 210H174V209H173ZM175 210H176V209H175ZM177 210H178V207H177ZM236 210H237V209H236ZM6 211H8V210H6ZM116 211H117V210H116ZM125 211H126V210L124 209V213H127V212H125ZM131 211H130V213H131ZM133 211H134V212H133ZM180 211H182V210H180ZM183 211H184V210H183ZM186 211H187V210H186ZM190 211H191V210L187 211V213L189 214ZM192 211L194 212L195 210H192ZM192 211H191V213H192ZM197 211H199V210H196L195 212H197ZM217 211H218V210H216L215 212H216L217 214H219ZM225 211H226V210H225ZM2 212H3V211H2ZM4 212H5V210H4ZM15 212H16V211H15ZM20 212H21V211H20ZM114 212H115V211H113V212H112L113 214H111V216H110V217L112 218V220H111L110 217H108V218L105 217V218H107V219L109 220V222H111V223H109L110 225H112V224L114 223V222H113L114 219H113V217H112V215L114 216V214H115ZM122 212H123L122 210H121V212L119 211V212H118V215L120 214L119 216H121V214H123ZM169 212L171 213L172 211H169ZM173 212H174V211H173ZM184 212H185V211H184ZM219 212H221V211H219ZM239 212H240V210H239ZM17 213H18V212H17ZM17 213H16V214H17ZM104 213H106V214L104 215V216H106V215H107V211L104 212ZM130 213H128L127 216H121V217H126V218L128 217V219H129V217L132 216V214H130ZM140 213H141V212H140ZM152 213H153V212H152ZM178 213L181 214L182 212H181V213L178 212ZM198 213H199V214H198ZM198 213H197V215H199V216H197L196 219L200 220V219H201V218H200V213H201V212H198ZM211 213H212V212H211ZM233 213H234V212H233ZM237 213H238V212H237ZM241 213H244V212L241 211ZM241 213H240V215H242ZM108 214H109V213H108ZM135 214H136V213H135ZM135 214H133L134 217H135ZM144 214H145V213H144ZM156 214H157V213H156ZM162 214H163V213H162ZM165 214H166V213H165ZM172 214H173V213H172ZM194 214H195V213H193L192 215H194ZM101 215H102V212H101ZM123 215H125V214H123ZM129 215H131V216H129ZM149 215H151V214L149 213ZM149 215H147V216H149ZM152 215H153V214H152ZM160 215H161V214H160ZM163 215H164V214H163ZM163 215H162V216H163ZM167 215H168V214H167ZM211 215L213 216L214 214L212 213ZM234 215H235V214H234ZM104 216H103V218H104ZM115 216H116V215H115ZM115 216H114V217H115ZM143 216H144V215H143ZM147 216H146V217H147ZM154 216H155V214H154ZM162 216H161V217H162ZM170 216H171V214H170ZM207 216H208V215H207ZM236 216H237V214H236ZM121 217H120V218H121ZM146 217L144 218L145 220H146ZM151 217H152V216H151ZM155 217H156V216H155ZM240 217H241V216H240ZM103 218H102V219H103ZM139 218H140V217H139ZM141 218H142V217H141ZM164 218H165V217H164ZM199 218H200V219H199ZM118 219H119V217H118ZM147 219H148V218H147ZM149 219H151V218H149ZM208 219H209V218H208ZM103 220H106V219H103ZM103 220H102V222H104ZM119 220H120V219H119ZM122 220H123V218H122ZM173 220H174V219H173ZM178 220H179V219H178ZM194 220H195V219H194ZM213 220H214V219H213ZM250 220H251V219H249L248 221H250ZM114 221L117 222L118 220L115 218ZM125 221H126V222L123 221V223H128V222L130 221V219H129V220L126 219ZM127 221H128V222H127ZM149 221H150V220H149ZM168 221H169L170 224H171V221H172V220L170 221V220L168 219ZM174 221L176 222V220H174ZM179 221H180V220H179ZM207 221H208V220H207ZM245 221H247V217H245ZM260 221H259V222H260ZM107 222H108V221H107ZM107 222H105V224H106ZM112 222H113V223H112ZM118 222H119V221H118ZM134 222H135V221H134ZM142 222H145V221H142ZM157 222H158V221H157ZM177 222H178V221H177ZM189 222H191V221H189ZM189 222H188V223H189ZM193 222H196V220L193 221ZM198 222H199V221H198ZM209 222H210V221H209ZM254 222H255V221H254ZM100 223H101V222H100ZM129 223H131V222H129ZM129 223H128V224H129ZM165 223H166V220L163 221V224H165ZM199 223H200V222H199ZM199 223H198V225H197V228H198V226H200ZM210 223H211V222H210ZM212 223H213V222H212ZM101 224L103 225V223H101ZM101 224H100V226H102ZM107 224H108V223H107ZM107 224L105 225V228H106ZM118 224H119V223H118ZM136 224L138 225V224H139V221H138V222L136 221ZM150 224H151V223H150ZM168 224H169V223H168ZM170 224H169V226L171 227ZM175 224H176V223H174V226H175ZM223 224H226V222L222 223V225H223ZM120 225H121V227L123 228V226H122L121 223H120ZM120 225H117V223H115V226H119L118 228L121 229ZM125 225H126V224H125ZM139 225H140V224H139ZM144 225H145V224H144ZM166 225H167V224H166ZM166 225H165V226H166ZM179 225H181L180 222H179ZM192 225L196 226V224H192ZM212 225H213V224H212ZM212 225H211V226H212ZM227 225H228V223L225 225V227H226L225 229H227ZM246 225H247V224H246ZM112 226H114V225H112ZM112 226H111V227H112ZM163 226H164V225H163ZM165 226H164V227H165ZM181 226H182V225H181ZM214 226H215V225H214ZM248 226H249V224H248ZM102 227H103V226H102ZM107 227H109V225H108ZM126 227H127V226H126ZM187 227H188V226H187ZM207 227H208V225H207ZM219 227H220V226H219ZM219 227H218V228H219ZM250 227H251V226H250ZM254 227H255V226H254ZM27 228H28V227H27ZM97 228H99V227H97ZM114 228H115V227H114ZM150 228H151V227H150ZM159 228H162V226L159 227ZM159 228H157V230H159ZM165 228H166V227H165ZM176 228H177V227H176ZM184 228H186V227H184ZM212 228H214V230L216 231V234H218V233H217L218 230H216L215 227H213V226H212ZM246 228H248V229L250 230L249 227L246 226L245 229H246ZM111 229H113V227L110 228V231H111ZM116 229H117V228H115V230H116ZM134 229H135V228H134ZM140 229H141V228H140ZM140 229H139V230H140ZM167 229H168V228H167ZM207 229H208V228H207ZM222 229H223V227H222ZM225 229H223V230H225ZM251 229H252V228H251ZM106 230H107V228L104 229V231H106ZM113 230H114V229H113ZM115 230H114V231H115ZM118 230H119V229H118ZM118 230H117V231H118ZM157 230H156V231H157ZM169 230L171 231V228H170ZM169 230H168V233H166V232H167V230H166V231H165V234H169L170 236L168 235V236H169L168 238H170V237L172 236L173 239H175V236L177 235V232H178V235H180V233L182 232V231H178V230H177V232H176V230H175L176 234H174V232H172V234L175 235V236H174V235H171V232L169 233ZM173 230H174V229H173ZM193 230H194V228H193ZM223 230H222V233H223L222 236L226 234V233L223 232ZM227 230H228V229H227ZM227 230H226V231H227ZM254 230H256V229H254ZM254 230H253V231H254ZM98 231H101V230H98ZM117 231H115V232H117ZM133 231H134V230H133ZM135 231H136V229H135ZM156 231H153V230H152V232H156ZM208 231H209V229H208ZM208 231H205V233H208V234H209V236H208L209 238H211V237H210L211 235H212V236L215 235V234H212L213 232H212L211 230H210V231H211L212 233H209ZM226 231H225V232H226ZM243 231H244V229H243ZM245 231H246V232H244V233H248V235H249V232H250V231H247V230H245ZM102 232H103V231H101V233H102ZM141 232H142V231H141ZM239 232H240V231H239ZM254 232H255V233L252 234V235H254L253 237L256 238V240H257V237H258V235L256 234L257 231H254ZM111 233H113V232L111 231ZM127 233H128V232H127ZM127 233H126V234H127ZM133 233H134V232H133ZM157 233H160V234H157V235H161V232H160V231L157 232ZM185 233H186V232H184V235L186 236L187 234H185ZM192 233H194V232H191V234H192ZM105 234H106V233L104 232V235H105ZM109 234H110V233H109ZM126 234H125V236H126V238H127V235H126ZM129 234H130V232H129ZM162 234H163V232H162ZM182 234H183V233H182ZM182 234L180 235V238H183V237H184V235L182 236ZM208 234H207V235H208ZM99 235H100V234H99ZM104 235H103V236H104ZM110 235H111V234H110ZM113 235L115 236V233L112 234V238L114 237ZM130 235H131V234H130ZM138 235H139V234H138ZM147 235H148V234H147ZM178 235L176 236L177 238L174 240V243H173L172 238H170L172 241H171L170 239L167 240L168 242H169V241L172 242V243L169 242V244H171V245L168 244L169 246L166 247V249H164L163 254H162V255H164V256L167 257V258H166L167 260H169L168 257L171 256V254L173 253V251H175V250L177 249V247H179L178 245H176L177 243H179L180 245H183L184 242H183L182 240H184V241H185V244L183 245L184 248H189V247H187V245L190 244V243H187V242H188V241L190 242V241L194 238V237H191L190 235H187V237H185L184 239H178V238H179ZM207 235H206L205 239H203V240L206 241V243L208 242V240L210 241L211 239H213V238L209 239V238L207 237ZM218 235H219V234H218ZM227 235L229 236L230 234H227ZM236 235H237V234H236ZM245 235L248 236L247 234H245ZM161 236H162V235H161ZM181 236H182V237H181ZM202 236H204V235H202ZM231 236H233V235L231 234ZM237 236H238V235H237ZM240 236L242 237V235H240ZM261 236L264 237V232H263V234H261ZM123 237H124V236H123ZM123 237H122V238H123ZM164 237H165V236H164ZM214 237H217L216 239H217V242H218V240H219V236H216V235H215ZM226 237H227V236H226ZM248 237H249V236H248ZM104 238H106V237H102V240H103V243H102V244L104 245V247L102 248V249L104 250L102 256H103L104 259L106 260V264H117V263H118V260H119L120 258H121L120 261L124 262V261H125V260H123V258H125L124 253H125L126 255H127V253H128V249H127V248H129V247H128V246H129L128 244H130V242H129L130 240L127 241L128 238L125 239V237H124L125 240H123L122 238H121V239L119 238V241H118V242H116L117 240H116V241H115V240H111V241L109 242L108 245H105V244H106V241H104V240H105ZM109 238L111 239V237H109ZM114 238H115V237H114ZM114 238H113V239H114ZM143 238H144L145 240H146V238H147L146 241H148V237H147L146 235L143 236ZM155 238L158 239V238H160V236H159V237L157 236V237H155ZM166 238H167V237H165V239L162 238L163 241L166 240ZM206 238H208V239L206 240ZM221 238L223 239V238H225V236H223V237L220 236V239H221ZM251 238H252V237H251ZM259 238H260V236L258 237V239H259ZM115 239H117V238H115ZM153 239H154V238H153ZM216 239H215V241H216ZM243 239H244V238H243ZM159 240H161V239H158V240H157V245H158L159 243H161ZM180 240H181V241H180ZM251 240H252V239H251ZM251 240H250V241H251ZM112 241H115L116 243H115V242H112ZM134 241L137 243L136 240H134ZM211 241H212V240H211ZM211 241H210V242H211ZM213 241H214V239H213ZM213 241H212V242H213ZM220 241H222V240H220ZM228 241L230 242L231 240H228ZM237 241H238V240H237ZM248 241H249V240H248ZM250 241H249V242H250ZM259 241L263 242L262 238H261V240H260V239L257 240V242H259ZM90 242H91V241H90ZM128 242H129V243H128ZM158 242H159V243H158ZM165 242H166V241H165ZM168 242H167V243H168ZM217 242H216V243H217ZM235 242H236V241H235ZM251 242H252V241H251ZM261 242H260V244H262ZM92 243H93V242H91V244H92ZM186 243H187V244H186ZM216 243H215V244H216ZM220 243H221V242H220ZM226 243H227V241H226ZM238 243H239V242H238ZM253 243H254V241H253ZM253 243H252V244L249 243L250 246H253ZM147 244H150V243H147ZM164 244H165V243H164ZM191 244H192V243H191ZM215 244H214V245H215ZM218 244H219V242H218ZM242 244H243V243H242ZM245 244H246V246H247V243H245ZM254 244H255V243H254ZM263 244H264V243H263ZM88 245H89V244H88ZM92 245H93V244H92ZM175 245H176V246H175ZM185 245H186V246H185ZM193 245H194V244H193ZM216 245H217V244H216ZM216 245H215V246H216ZM236 245H237V246H235V247H238V248L240 247V246H238L239 244L236 243ZM139 246L142 247L141 249L143 250V252H142L141 249H139V257L141 256V255H140V251H141L143 254H145L144 256H147V257H148V256H149V257L152 256V257H153V255H151L150 252H152V254H153V253H154V252H153L154 249H153L152 251L149 252L150 249H148V247H147L145 244H142V243H141V244H139ZM211 246H212V245H211ZM217 246H218V245H217ZM217 246H216V247H217ZM246 246H245V247H246ZM162 247H163V246H162ZM180 247H181V246H180ZM194 247H195V246H194ZM227 247H228V246H227ZM235 247H234V248H235ZM254 247H255V246H254ZM254 247H253V248H254ZM262 247L264 248V246H261V248H262ZM6 248H7V247H6ZM66 248H67V247H66ZM154 248H155V247H154ZM156 248L158 249L159 247H156ZM156 248H155V253H156V250H157ZM174 248H176V249H174ZM198 248H199V247H198ZM247 248H248V247H247ZM253 248H251V249L253 250V252H258V250L260 249V248H258V250L255 251V250L257 249V246H256V249H255V248L253 249ZM60 249H61V248H60ZM178 249H179V248H178ZM178 249L176 250V253L179 251ZM181 249H182V248H181ZM191 249L193 250V247H191ZM215 249H216V248H215ZM220 249H221V248H219V250H220ZM235 249H237V248H235ZM239 249H240V248H239ZM251 249H250V250H251ZM74 250H76V249H74ZM74 250H73L72 252L70 251V255H71V256H72V253L75 252ZM124 250L127 251V252H124ZM159 250H160L159 252L161 253V248H160ZM162 250H163V249H162ZM192 250H190L189 252H191ZM219 250H218V251H219ZM231 250H233V249H231ZM61 251H62V250H61ZM76 251H78V253H79V250H76ZM93 251H95V247L93 248ZM181 251L183 252V253H181V255H180V256H181V259L184 258V259H185V264H186V262H187V260H186L187 258H186V257H187L188 255H186L185 252H188V251L183 250V249H182ZM181 251H179L178 254H179ZM194 251H195V249H194ZM234 251H235V250H234ZM234 251H233V252H234ZM237 251H239V250H237ZM248 251H249V249H248ZM248 251L246 250L245 253H248ZM3 252H4V251H3ZM62 252H64V251H62ZM68 252H69V251H68ZM123 252H124V253H123ZM147 252H148V253H147ZM189 252H188V254H189ZM192 252H193V251H192ZM195 252H197V250H196ZM199 252H200V251H199ZM199 252H198V254H199ZM220 252H221V250H220ZM226 252H228V251H226ZM229 252H232V251H229ZM239 252H240V251H239ZM239 252H238V253H239ZM253 252H252L251 254H247V256H248V255L251 256V255L253 254ZM58 253H59V252H58ZM76 253H77V252H75V254H76ZM78 253H77V254H78ZM99 253H100V255H101L102 252L100 251ZM200 253H201V252H200ZM204 253H205V252H204ZM204 253H202V254H204ZM238 253H236V254H238ZM22 254H23V253H22ZM56 254H57V253H56ZM83 254H84V253H83ZM85 254H86V252H85ZM174 254H175V252H174ZM193 254H194V253H193ZM193 254H189V255H190V258H193V259H194V256H191V255H193ZM224 254H225V253H224ZM234 254H235V253H233V255H234ZM255 254H256V253H255ZM17 255H19V254H17ZM65 255H66V254L64 253V256H65ZM88 255H89V253H88ZM90 255H91V254H90ZM122 255L124 256L123 258L121 257ZM137 255H138V254H137ZM150 255H151V256H150ZM157 255H158V254H157ZM162 255H161V257H163ZM182 255H183L184 257H183ZM194 255H195V254H194ZM228 255L232 256L231 254H227V257H228ZM241 255H242V254H241ZM259 255H262V254L259 253ZM0 256H2V255H0ZM3 256H4V255H3ZM3 256H2V257H3ZM7 256H9V255H7ZM66 256H68V255H66ZM79 256H80V254H79ZM128 256H129V255H128ZM180 256H178L177 258H179ZM206 256H207V255H206ZM219 256H220V255H219ZM225 256H226V255H225ZM234 256H235V255H234ZM254 256H255V255H254ZM90 257H92V256H90ZM141 257H142V256H141ZM154 257H157V256L154 254ZM195 257L197 258V255H195ZM200 257H202V256H200ZM204 257H205V256H204ZM237 257H238V256H237ZM241 257H242V256H241ZM4 258H5V257H4ZM7 258H8V257H7ZM13 258H14V257H13ZM13 258H12V259H13ZM16 258H17V257H16ZM21 258H22V257H21ZM28 258H29V256H28ZM30 258H31V256H30ZM142 258H143V257H142ZM163 258H164V257H163ZM177 258H175V259H177ZM190 258L188 257V260H189ZM218 258H219V257H218ZM233 258H234V257H233ZM235 258H236V257H235ZM235 258H234V259H235ZM252 258H253V257H252ZM12 259H11V260H12ZM17 259H19V257H18ZM23 259H24V258H23ZM32 259H33V257H32ZM66 259H68V257H66ZM77 259H78V258H77ZM79 259H80V258H79ZM117 259H118V260H117ZM140 259H141V258H140ZM140 259H139V260H140ZM143 259H145V258H143ZM158 259H159V258H157V261H159ZM166 259H165V260H166ZM170 259H171V258H170ZM200 259H201V258H200ZM200 259H199V260H200ZM202 259L204 260L203 257H202ZM202 259H201V260H202ZM207 259H208V258H207ZM222 259H223V258H222ZM225 259H226V258H225ZM230 259H231V258H230ZM234 259H233V261H237V260H236L237 258H236L235 260H234ZM4 260H5V259H4ZM8 260H9V259H8ZM8 260L6 259V262H8ZM11 260H10V264H13V263L11 262ZM20 260H21V259H19V262H20ZM25 260H27V258H26ZM28 260H30V262H31V259H28ZM48 260H49V259H48ZM72 260H74L73 257H72ZM93 260H94V259H93ZM97 260H98V258H97ZM155 260H156V258H155ZM155 260H154V262H155ZM165 260L163 259V262H165ZM203 260H202V261H203ZM217 260H219V259H217ZM227 260H228V258H227ZM83 261H84V260H83ZM142 261H143V260H142ZM142 261L140 260V262H142ZM174 261H175V260H174ZM177 261H178V260H177ZM177 261H176V262H177ZM179 261H180V260H179ZM179 261H178V263H180L181 261L183 262L184 260L182 259L180 262H179ZM193 261H194V260L191 259L190 263L192 264V263L197 262V259L195 260V262H193ZM209 261H210V260H209ZM228 261H229V260H228ZM240 261H241V260H240ZM14 262L16 263V260H15V259H14ZM24 262H25V261H24ZM46 262H47V261H46ZM70 262H71V261H70ZM84 262H85V261H84ZM103 262H104V261H103ZM125 262H126V261H125ZM167 262H168V261H167ZM200 262H201V261H200ZM217 262H218V261H217ZM221 262H222V261H221ZM4 263H5V262H4ZM15 263H14V264H15ZM21 263H22V262H21ZM21 263H20V264H21ZM33 263H34V262H33ZM42 263H43V262H42ZM81 263H83V262H81ZM85 263H86V264H94V263L92 262V259H91V262H85ZM149 263H150V262H149ZM201 263H204V262H201ZM219 263H220V262H219ZM262 263H263V262H262ZM262 263H261V264H262ZM0 264H1V263H0ZM2 264H3V263H2ZM18 264H19V263H18ZM24 264H25V263H24ZM26 264H28V263L26 262ZM30 264H31V263H30ZM45 264H46V263H45ZM66 264H67V263H66ZM68 264H69V263H68ZM74 264H75V262H74ZM83 264H84V263H83ZM104 264H105V263H104ZM123 264H124V263H123ZM145 264H146V263H145ZM153 264H154V263H153ZM157 264H159V263H157ZM160 264H161V263H160ZM164 264H166V263H164ZM169 264H170V261H169ZM172 264H173V263H172ZM181 264H182V263H181ZM187 264H189V263L187 262ZM196 264H198V263H196ZM215 264H216V263H215ZM223 264H224V263H223ZM256 264H257V263H256ZM258 264H260V263H258ZM263 264H264V263H263Z\"/></svg>","mask_w":264,"mask_h":264}]
</instances>
